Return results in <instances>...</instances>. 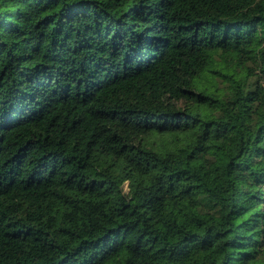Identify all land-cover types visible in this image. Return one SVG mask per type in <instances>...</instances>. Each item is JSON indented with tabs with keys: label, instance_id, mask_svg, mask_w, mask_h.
Returning <instances> with one entry per match:
<instances>
[{
	"label": "trees",
	"instance_id": "trees-1",
	"mask_svg": "<svg viewBox=\"0 0 264 264\" xmlns=\"http://www.w3.org/2000/svg\"><path fill=\"white\" fill-rule=\"evenodd\" d=\"M0 264H264V0H0Z\"/></svg>",
	"mask_w": 264,
	"mask_h": 264
}]
</instances>
